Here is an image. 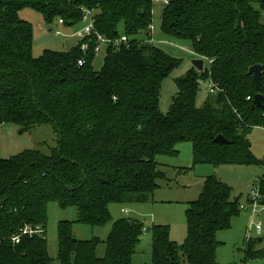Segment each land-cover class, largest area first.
<instances>
[{
    "label": "trees",
    "instance_id": "trees-1",
    "mask_svg": "<svg viewBox=\"0 0 264 264\" xmlns=\"http://www.w3.org/2000/svg\"><path fill=\"white\" fill-rule=\"evenodd\" d=\"M166 2L160 30L189 41L191 51L209 64L174 80L176 91L162 113L161 83L181 61L150 43L151 0H0V124L23 132L51 123L56 134L49 154L27 149L0 157V264L53 263L44 236L50 202L77 212L75 220L57 223L58 264H132L140 220L113 221L105 240L76 238L74 223L103 225L111 220L110 203L148 202L158 180L165 179L156 156L177 155L184 141L191 145L193 164L258 162L245 140L253 127L264 129V109L252 105L248 74L250 66H262L264 95V0ZM24 8L47 24L61 19L66 26L77 24L89 9L93 33L67 51L46 49L34 57L32 25L19 17ZM95 33L127 38L118 47H105L99 70L93 68ZM203 80L218 91L197 107ZM218 134L228 143L215 142ZM257 186L264 204V174ZM231 193L227 184L207 176L198 198L187 205L181 244L170 238L167 225H151L149 264H216V234L239 212ZM25 227L40 231L20 234ZM256 241H247L248 260L264 256L263 249L253 248ZM102 243L104 254L98 256Z\"/></svg>",
    "mask_w": 264,
    "mask_h": 264
},
{
    "label": "rangeland",
    "instance_id": "rangeland-1",
    "mask_svg": "<svg viewBox=\"0 0 264 264\" xmlns=\"http://www.w3.org/2000/svg\"><path fill=\"white\" fill-rule=\"evenodd\" d=\"M151 1L153 3L150 24L152 30L148 28L151 33L150 43L181 61L180 65L161 83L159 109L165 113L176 91L174 80L193 68L192 61L194 59H202L204 67L208 66L209 61L194 54L191 51L189 41L167 36L160 30L159 17L165 3L163 0ZM92 14L91 10L85 9L77 24L66 26L61 19L55 20L52 24H47L38 12L30 8L19 11V17L32 25V55L34 57L41 55L46 49L67 51L77 46L83 40L77 33L88 24V16L93 21ZM262 19L264 22V14ZM139 37L147 40L144 33L140 34ZM94 53L97 55L93 61V68L99 70L102 66L104 50L99 54L95 51ZM208 81L199 82V90L195 100L197 107H201L208 97ZM246 141L249 143V151L258 161L256 164H193L189 141L181 142L177 146V155L156 156L159 169L165 174V179L158 180L160 187L154 191L149 202L110 203V221L98 226H88L75 222L72 227L74 236L78 239L97 237L100 240H105L112 229L113 221L121 217L138 219L143 223V230L140 235L138 250L132 258V264H149L151 261V225L153 223L167 225L170 238L181 244L187 234L185 217L187 205L198 198L204 179L207 176H214L231 187V199L235 198L239 209L238 214L232 217L230 227L220 230L216 234V239L220 242L215 254L216 264H261L264 261V256L248 260L245 250L248 239H257L256 242H253V248L264 250V212L259 215L257 213L253 218L255 222H261L259 232H255L254 227L250 225L252 219L251 191L258 187V178L264 174V129L260 126L253 127L246 134ZM55 142L56 134L51 123L35 125L23 132L16 125L0 124V157L2 158H9L27 149H39L43 153L49 154L55 146ZM76 217L77 212L74 207L63 209L56 202L48 204V221L44 236L47 241L48 253L54 259L52 264H58L56 261L57 223L60 220L73 221ZM103 254L104 244L102 243L97 248V255L102 256Z\"/></svg>",
    "mask_w": 264,
    "mask_h": 264
},
{
    "label": "built area",
    "instance_id": "built-area-1",
    "mask_svg": "<svg viewBox=\"0 0 264 264\" xmlns=\"http://www.w3.org/2000/svg\"><path fill=\"white\" fill-rule=\"evenodd\" d=\"M163 2L166 3V0H164ZM87 13H89V12H87ZM88 19H89L88 24L82 30L78 31V33H77V35L81 39H87L93 33V29H94L93 21L91 20L90 16H88ZM60 22H62V21L60 20ZM148 28L150 30H152L151 25H149ZM95 37H96L97 43L94 47V51L98 54H99V52L104 50L105 47H107V46L118 47L121 43H125L127 41V38L124 35L120 36V38H117L115 40L107 39L104 36L97 34V33H95ZM80 48L82 51L85 52V50H87V48H88V42L85 41L84 43H82ZM78 64H82V61L81 60L78 61ZM208 83H209V93L213 94V95L216 94L218 91V88L216 87V85L211 80H209ZM247 99H250V97H247ZM260 198H261V196H260V193L258 191V188H254L253 191H251V196H250V204H251V212H252V219L250 221V225L252 227H254L255 232L260 231L261 222L260 221L255 222L253 218L255 217V215L257 213L259 215L261 212H264V204L260 203ZM258 207H259V209H258ZM39 231H40L39 229H32L30 227H25L23 230H21L20 234H26L27 233V234L31 235L32 233L39 232ZM19 239H20V235H17V236L12 237L11 240L13 241V243H17L19 241Z\"/></svg>",
    "mask_w": 264,
    "mask_h": 264
},
{
    "label": "water",
    "instance_id": "water-1",
    "mask_svg": "<svg viewBox=\"0 0 264 264\" xmlns=\"http://www.w3.org/2000/svg\"><path fill=\"white\" fill-rule=\"evenodd\" d=\"M164 11V9H163ZM162 11V12H163ZM193 66L198 70L201 71L203 69V60L202 59H194L192 61ZM262 66L259 64H255L249 67L248 74L251 75V80L254 86L255 95L252 100V105L264 109V95L259 93L260 88V78L262 75ZM215 142L218 143H228V141L221 135L218 134L214 138ZM245 145H249L248 141L245 140Z\"/></svg>",
    "mask_w": 264,
    "mask_h": 264
},
{
    "label": "crops",
    "instance_id": "crops-1",
    "mask_svg": "<svg viewBox=\"0 0 264 264\" xmlns=\"http://www.w3.org/2000/svg\"><path fill=\"white\" fill-rule=\"evenodd\" d=\"M149 201H150V200H149ZM149 201H148V202H149ZM137 248H138V247H137ZM137 250H138V249H136V252H137ZM132 258H133V257H132Z\"/></svg>",
    "mask_w": 264,
    "mask_h": 264
}]
</instances>
